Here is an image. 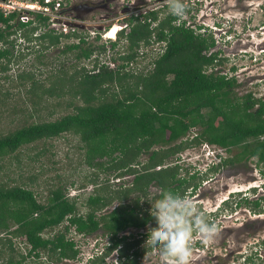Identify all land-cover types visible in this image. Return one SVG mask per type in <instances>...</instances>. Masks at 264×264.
<instances>
[{"label": "trees", "instance_id": "trees-1", "mask_svg": "<svg viewBox=\"0 0 264 264\" xmlns=\"http://www.w3.org/2000/svg\"><path fill=\"white\" fill-rule=\"evenodd\" d=\"M157 14L151 11L143 18L137 17L128 31L117 30V39L110 40V47L115 48L122 38L127 45L126 51L111 56L113 66L96 56L92 69L83 65L70 75L62 69L54 75L50 88L41 84L38 95L45 94V99L70 95L67 107L72 106L71 111L54 119L24 123L0 134V160L24 145L71 133L84 143L89 164L95 163L96 156L108 157L106 165L96 162L103 171L114 169L118 171L117 177L134 176L129 185L120 183L112 188L108 183L102 184L98 193L90 194L83 202L87 207L85 214L79 213L76 197H69L61 187L50 190L47 202L42 203L33 189L0 182V258L7 254L5 264H23L30 255L44 256V264L79 259L76 242L68 236L70 230L80 235L103 230L110 243L107 252L119 247L120 262L135 264L152 248L138 246L150 237L157 223L152 212L141 204L162 199V191L185 195L189 188L193 191L198 187L197 174L188 175L186 168L183 175L179 164H166V160L202 141L225 146L229 151L230 147L239 148L230 162L255 157L256 163L264 167V101L252 98L250 93L234 98V76L206 71L221 61L217 52L207 54L214 40L185 22L174 24L175 16L171 14L151 27ZM17 16L16 10L5 15L0 9L1 70H7L12 59L23 56L14 52L15 39L9 38L19 29L27 40H40L43 48L57 45L61 37H78L74 31L64 33L47 28L48 17L41 13L34 14L35 20L27 23L16 20ZM34 21L37 25L32 24ZM41 25L45 29L33 37ZM152 35L155 41L165 42L153 59L152 68L138 73L127 69L136 59L137 49L152 42ZM95 38L99 40L100 35ZM83 44L86 40L81 36L66 44L62 52L75 50L77 59H89L95 51L101 54L105 50L104 42L96 46ZM17 78L20 83L30 82L29 86L25 84L26 92L36 93L37 82L32 73L20 72ZM197 127L200 130L188 137V132ZM143 154L148 157L141 162L139 157ZM151 185L160 191L150 195ZM134 193L137 195L132 198ZM263 198H245L243 202L256 212L262 210ZM113 201H118L115 207L97 215ZM240 204L241 201L236 203ZM128 228L134 231L125 234ZM45 232L50 234L44 236ZM17 237L25 240L29 248L26 255L19 254L14 260L16 249L12 239ZM88 264H104L103 257L93 256Z\"/></svg>", "mask_w": 264, "mask_h": 264}, {"label": "rangeland", "instance_id": "rangeland-1", "mask_svg": "<svg viewBox=\"0 0 264 264\" xmlns=\"http://www.w3.org/2000/svg\"><path fill=\"white\" fill-rule=\"evenodd\" d=\"M83 1L62 0L60 9H50L45 13V16L48 17L47 28H53L58 32H65L64 29L66 32L75 30L74 32L78 34V37H61L57 45L48 48H43L38 39L27 40L24 38L21 29L9 37L11 40L15 39L14 52L16 54L19 52L18 54L23 56L18 60L12 59L7 70L0 68V134L7 133L24 123L54 119L72 110V106L67 107L72 99L68 94L58 98L50 97L49 99L44 98L45 94L41 95L42 99L38 95V91H41V84L45 88H50L54 84V75L59 70L64 69L70 75L74 69H79L83 65L87 69H92L96 56L100 61H106L113 66L110 63L111 56L126 51L127 42L124 38L120 39L118 45L112 49L110 40L104 36V32L109 24L114 23L119 27V21L116 19L128 14L119 13L115 16L116 18H113L114 20L110 18V21L109 19L102 20L101 16L104 13L102 11L91 14L81 12L80 16L70 14V9L69 14L65 12L63 14L59 11L70 8L73 2ZM235 1L183 0L188 9L187 15L183 19L175 17L173 23L185 22L186 26L190 25L196 28L197 33L214 40V45L207 54L217 52L218 56H221L218 58H221V61H216L215 65H210L206 71L234 76L237 82L233 88L232 96L234 98H242L243 95L251 91L255 93V97L262 99L264 98V58H262L264 56L261 55L260 50L262 49L260 48L264 45V35L255 32V30L254 34L253 32L248 33L247 28H249L250 23L256 27L264 26V13L256 10L249 16L246 10H238L234 7L228 11L227 9L232 4L235 5ZM167 2L168 0H156L155 3L151 2L150 5H147L150 7L156 5L159 8L157 9L158 19L151 22V27L155 26L158 20L170 14L168 7H162ZM253 2L254 6H257L261 2L264 3V0L243 1L244 4ZM224 6L226 9L222 10ZM28 15V21L32 18L35 20L32 14ZM248 18L250 19L248 20ZM15 19L18 20L17 17ZM65 22L69 26L67 24L62 25ZM217 22L222 23V25H216ZM246 22L250 23L245 27ZM32 24L37 25V21ZM215 26H221L219 27L221 29H217ZM44 29V26H39L33 32V37ZM128 29L129 27L125 31ZM97 34L100 35L99 40L95 38ZM81 36L86 40V44L83 45L94 44L96 46V44L104 42L105 50L101 54L95 51L89 59H77L75 50L62 52L66 44L76 42ZM152 38H154L153 35ZM116 39L117 34L113 40ZM162 46H164V42L157 41H152L146 46L142 45L137 49L136 59L127 66V69L134 73L151 69L153 59L163 50ZM118 62L121 63L120 60ZM232 67L235 69L232 70ZM20 72L33 74L38 88L35 94L26 92L25 84L29 86V81L19 82L17 74ZM110 91L112 90L108 92ZM58 101L60 102L59 105ZM36 108L39 113L36 112ZM199 128H194V133H197ZM194 133L190 131L187 136L191 137ZM238 151L239 148L235 147L231 153L227 152L226 155L232 156ZM218 152H221L218 147L198 144L189 146L175 155H170L166 160V164L167 162L179 164V172L183 175L186 173V168L188 169L187 174H197H195V179L200 182L197 190L192 191L191 195L186 194L185 196L190 197L220 229L213 242L206 241L198 233L194 234L191 264H264V198L261 200L260 208L262 210L259 208L260 211L255 212L250 205L244 202L236 206V202L241 201V198L245 196H248V199L264 196V167L256 163L255 157H250L234 163H223V165L213 169L214 163L218 162L216 157ZM147 157L148 155L143 154L139 157V161L144 162ZM107 158L96 156L93 160L95 163L89 164L86 160L85 145L79 136L64 133L53 139L39 140L24 145L17 152L0 160V182L9 185L23 184L33 189L36 197L42 203L47 202L50 190L61 187L69 197H76L79 213L85 214L87 207L83 205V202L90 194L98 193L102 184L108 183L112 188H117L120 183L125 186L132 181L133 175L117 177L118 171H114V169L103 171V167L101 168L98 163L102 162L106 165ZM157 168L159 167L157 166ZM148 190L151 195L158 192V188L154 185H151ZM236 191L240 192L236 193ZM134 195L137 194L134 193L131 197H135ZM226 198L229 199L226 201L225 207L222 211L217 212L216 207L221 200ZM154 202L156 201L148 204L143 202L141 206L152 212L155 206ZM117 204L118 201H113L102 211L97 212V215L109 212ZM212 212H215L216 216H212ZM133 231L134 229L128 228L125 234ZM49 234L50 232H45L44 236ZM68 236L76 242L79 249V259L74 261L62 260L52 262V264H88L91 257L99 254L108 243V238L103 230L88 235H80L70 230ZM148 240L149 238L146 237L140 243V248L148 247ZM197 240L201 243V247H196ZM12 241L16 249L13 255L14 260L19 257V254L26 255L29 248L28 243L19 237L13 238ZM147 251L149 253H145L146 255L140 264H161L160 253L156 248L152 247ZM33 256H27L23 264H44V256L42 258ZM7 257L5 254L4 257L0 258V264H5ZM114 258L113 253L110 255L107 264H122Z\"/></svg>", "mask_w": 264, "mask_h": 264}, {"label": "clouds", "instance_id": "clouds-1", "mask_svg": "<svg viewBox=\"0 0 264 264\" xmlns=\"http://www.w3.org/2000/svg\"><path fill=\"white\" fill-rule=\"evenodd\" d=\"M32 2L35 1L33 0ZM168 9L171 15L181 19H183L188 12L183 0H168ZM36 13L37 11H30V15L32 14L33 16ZM216 25H222V23L219 24L217 22ZM215 27L217 29H221L219 28L221 26ZM116 34L114 35V38ZM153 37L154 38H152V41H155V36ZM114 38L110 37L109 39ZM160 42L162 43V41ZM234 69L235 68L232 67V70ZM193 130L194 128L191 132L194 133ZM194 135L195 133L191 137ZM202 144L218 147V149H221V152L216 153L218 162L216 161V163H214V169L217 168V166L221 163L235 162H230L229 159L233 158L236 154L232 156L226 155L227 152L231 153L234 147H230L232 150L229 151L225 146L208 143L207 141H202V143L200 142V145ZM253 190H255L254 187ZM238 192L240 191H236V193ZM161 196L162 199L154 202L155 206L152 209V217L157 223L156 226L151 230L148 243L151 247L156 248L159 251L161 264H191L192 242L194 234L198 233L206 241L213 242L214 238L220 231L219 226L212 222L190 197L173 191H162ZM245 198H248V196L241 198V203ZM253 198L256 197H251V199ZM228 199L229 198H226L225 200L221 201V204L218 206V211L223 210ZM211 215H213V213H211Z\"/></svg>", "mask_w": 264, "mask_h": 264}, {"label": "flooded vegetation", "instance_id": "flooded-vegetation-1", "mask_svg": "<svg viewBox=\"0 0 264 264\" xmlns=\"http://www.w3.org/2000/svg\"><path fill=\"white\" fill-rule=\"evenodd\" d=\"M34 1H37L40 4L49 5V6H52L53 7L54 4H55V1H57V0H34ZM243 1L244 0H236L235 1V5L232 4L233 6L231 5L227 10L228 11H231L232 10V7H234L235 9H238V10H244V11L246 10L247 13H249V16L252 15L254 12H256V10H260L261 13H264V3L263 2H261L257 6H254V2L253 3H245L244 4ZM258 1H260V0H258ZM151 2H154L155 3L156 0H84L83 2H79V3L73 2V4H71L72 6L70 8H64L63 10H59V11H61L62 13L65 12V13L69 14L68 11L70 9V14L79 15V16H80V13L81 12L82 13H86V14L87 13L88 14L89 13L91 14L93 12L102 11V12H104L102 14V16H101L102 20H105V19L106 20H108V19L110 20V18L112 20H114L113 18H116L115 16L117 14H119V13H125V14H128V15L123 16L122 18L116 19L117 21H119L118 22L119 29L120 30H122V29L125 30V29H127V27H130L131 26L132 22L135 21L137 19V17L143 18L144 16H146L151 11H158L157 9H159V8H157L156 5L153 6V7L147 6V5H150ZM245 2H246V0H245ZM262 4H263V6H262ZM249 6H251V8H249ZM60 7H59V9H60ZM162 7L167 8L168 7V2L167 3H164L162 5ZM162 7H160V8H162ZM224 9H226L225 6L222 8V10H224ZM65 13H63V14H65ZM249 19L250 18H248V20ZM120 20H121V22H120ZM149 20H151V17H149ZM120 23L122 24V26H121ZM248 23H250V22H246L245 23V27H246V25ZM113 25H116V24H114V23L111 24V25L109 24V26H107L105 28L104 34L109 33L108 31L110 30L111 26H113ZM249 25H250L249 28H247V30H249L248 33L249 32H253V34H254V30H255V32H260L261 34L264 35V26L256 27V26H253L251 23ZM41 31H43V30H41ZM253 34H252V36H253ZM108 38H110V37H108ZM109 40H113V39H109ZM263 40H264V38H263ZM260 45H263V44H260ZM260 49H262V50H260L261 55L264 56V45L261 46ZM262 58H264V57H262ZM248 93H250L252 95V98H254V99L256 98V99H260V100H263L264 101V98L261 99V98L255 97V95H254L255 93L254 92L249 91ZM221 165H223V163L219 164L217 166V168L219 166H221ZM195 174L196 173H194V175ZM128 175H130V174H127L124 177H126ZM130 176H132V175H130ZM133 178H134V176H133ZM133 178H132V180H133ZM121 184H123V183H121ZM194 190L196 191L197 188H195ZM159 191H160V189L158 188V192ZM192 193H193L192 191H188V190L185 191V195L186 194H190L191 195ZM221 201H220L219 204H221ZM219 204H218V206H219ZM218 206L216 207V211L217 212H218V209H219ZM212 213H213L212 216H216L215 212H212ZM141 231L142 232H146V230H144V229L141 230ZM109 244L110 243L108 241V243L106 244L105 248H103L100 251L99 254H95L94 255V256H97L98 255L100 257H103V263L104 264L109 263L108 262V259H109L110 255H112L113 253L115 255L114 260H119V254H120L119 253L120 252L119 251V247H118V249H112L111 251L107 252V247L109 246ZM200 244L201 243H199L198 240L195 243L196 247H201ZM140 247L141 246H138L139 249H141ZM145 253L147 254L149 252L146 251ZM145 253L143 254V256H140L138 258V260H137V262L135 264H140L141 263L143 257L146 255ZM122 264H124V263H122Z\"/></svg>", "mask_w": 264, "mask_h": 264}, {"label": "built area", "instance_id": "built-area-1", "mask_svg": "<svg viewBox=\"0 0 264 264\" xmlns=\"http://www.w3.org/2000/svg\"><path fill=\"white\" fill-rule=\"evenodd\" d=\"M61 1L62 0H57L54 6L52 7L49 5L40 4L37 1L32 2V1H27V0L26 1L25 0H16V1L15 0H0V9L1 11L4 12L5 15L16 10L18 12V16H17L18 20L21 22H27L29 19L28 14H30V11L34 10V11H37V13H41L42 15L45 16V13L49 11L50 9L57 10L61 5ZM21 9H24V10L22 11ZM65 24L68 25L67 22L62 23V25H65ZM64 31H65L64 33H68V31L66 32V29H64ZM73 31L75 30H72L71 32ZM60 32H63V31H60ZM104 36H106V34H104Z\"/></svg>", "mask_w": 264, "mask_h": 264}, {"label": "bare ground", "instance_id": "bare-ground-1", "mask_svg": "<svg viewBox=\"0 0 264 264\" xmlns=\"http://www.w3.org/2000/svg\"><path fill=\"white\" fill-rule=\"evenodd\" d=\"M112 28V29H111ZM110 30L108 31L109 33L106 34L107 37H111L114 38V35L118 32L117 30H119L117 25H113L111 26Z\"/></svg>", "mask_w": 264, "mask_h": 264}]
</instances>
